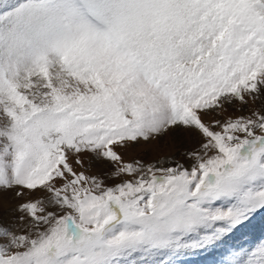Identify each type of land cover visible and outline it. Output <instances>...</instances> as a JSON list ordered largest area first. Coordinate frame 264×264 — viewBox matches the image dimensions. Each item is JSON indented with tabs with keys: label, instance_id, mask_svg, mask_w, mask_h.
Returning a JSON list of instances; mask_svg holds the SVG:
<instances>
[{
	"label": "snow or ice",
	"instance_id": "obj_1",
	"mask_svg": "<svg viewBox=\"0 0 264 264\" xmlns=\"http://www.w3.org/2000/svg\"><path fill=\"white\" fill-rule=\"evenodd\" d=\"M0 264H264V0H0Z\"/></svg>",
	"mask_w": 264,
	"mask_h": 264
},
{
	"label": "rangeland",
	"instance_id": "obj_2",
	"mask_svg": "<svg viewBox=\"0 0 264 264\" xmlns=\"http://www.w3.org/2000/svg\"><path fill=\"white\" fill-rule=\"evenodd\" d=\"M230 114H245V113H232V110H229ZM196 146V142L195 141H187L186 143L183 144H176L173 142H169V143H165L162 145H158L155 146L154 148L151 149L150 154L149 155H145L143 152H136V153H123L125 160H132L133 158H140V159H144L146 161H154L156 159H158L161 156L164 155H171L174 154L177 147H195ZM111 171H113V165L110 163H106V164H99V165H95L94 169H93V173H100L101 175H106L108 173H110ZM20 201H11L10 202V207H14L17 203H19ZM18 215V213H17Z\"/></svg>",
	"mask_w": 264,
	"mask_h": 264
}]
</instances>
